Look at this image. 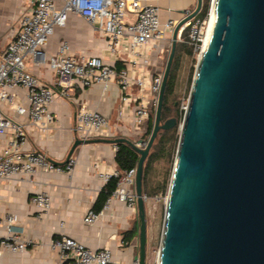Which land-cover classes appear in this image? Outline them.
Returning a JSON list of instances; mask_svg holds the SVG:
<instances>
[{"label":"water","instance_id":"obj_1","mask_svg":"<svg viewBox=\"0 0 264 264\" xmlns=\"http://www.w3.org/2000/svg\"><path fill=\"white\" fill-rule=\"evenodd\" d=\"M197 1L174 30L148 142L96 140L124 142L140 155L139 264L147 258L144 165L159 134L177 123L162 121L164 96L180 28L202 10L203 0ZM212 11L181 126L158 264H264V0H213ZM87 142L77 139L68 159Z\"/></svg>","mask_w":264,"mask_h":264},{"label":"built area","instance_id":"obj_2","mask_svg":"<svg viewBox=\"0 0 264 264\" xmlns=\"http://www.w3.org/2000/svg\"><path fill=\"white\" fill-rule=\"evenodd\" d=\"M212 8L213 1L206 19L196 16L186 21L179 31L178 42L183 41V33L187 32V43L200 56L204 51ZM70 15L81 17L101 32L109 43L113 63L100 56L77 55L67 42H61L55 53L48 54L50 38L58 28L66 27ZM176 25L173 20L162 24L159 7L140 0H33L32 7L21 12L18 29L0 58V136L9 135L7 141L0 144V182L15 176L31 178L38 173L72 174L77 165L75 157L58 164L45 154L26 152L28 126L8 117L1 105L13 109L19 117L29 118L32 127L46 133L55 122L50 108L56 101L68 98L71 91L80 87L101 84L107 88L117 83L121 92L119 121L141 131L152 116L155 119L172 49V42L166 50L161 44ZM156 52L166 56V65L154 72ZM118 59L127 64L120 71L115 64ZM29 63L47 67L54 74L55 83L49 85L41 81L30 70ZM18 90L25 91L27 105L19 103ZM188 106L189 101L180 106L182 120ZM75 131L84 140L113 137L109 119L86 106L77 111ZM114 149L118 150L117 144H114ZM92 168L103 185L115 180L116 188L100 212L89 209L85 213L84 222L96 224L105 212L111 210L113 201L122 203L127 210L137 214V168L123 172L105 166L98 159L92 162ZM150 199L144 195L145 203ZM167 199L168 195L166 203ZM30 202L40 213L51 208V196L43 190L33 194ZM2 226L6 228V235L0 237L1 250L23 253L33 244L13 214L0 216ZM52 248L60 251L62 264H139L136 261H116L111 248L94 250L68 236L55 239Z\"/></svg>","mask_w":264,"mask_h":264},{"label":"crops","instance_id":"obj_3","mask_svg":"<svg viewBox=\"0 0 264 264\" xmlns=\"http://www.w3.org/2000/svg\"><path fill=\"white\" fill-rule=\"evenodd\" d=\"M140 1L159 7L162 24L173 20L176 27L194 13L198 4L197 0ZM32 5L33 0H0V58L18 29L21 12L30 9ZM173 33L174 31L161 44L165 50L170 42L173 43ZM61 42H67L77 55L100 56L106 62H114L107 39L96 27L77 15H70L66 27L55 31L47 46L48 54L55 53ZM165 59L166 56L159 52L154 54V72L162 69ZM117 62H122L123 68L127 67L123 59H118ZM29 67L44 83H55L54 74L47 67H36L31 63ZM17 94L19 103L27 105L25 91L18 90ZM120 102L121 92L117 83H112L107 88L96 84L89 88L74 89L68 98L60 99L51 106L55 122L46 133L32 127L29 118L17 116L13 109L4 105L1 108L8 117L28 126V140L24 146L26 152L42 153L56 163L63 164L75 141L81 139L75 131L76 114L80 107L86 106L105 115L111 124L112 139L126 138L137 142L143 137L148 123L141 131L122 124L118 118ZM8 137L9 135L0 136V144H4ZM96 140L99 139H89V142L75 149L72 157L77 159V165L72 174L38 173L31 178L15 176L0 182V216L13 214L23 227L25 236L33 242L23 253L0 249V264H62L60 251L52 248L53 241L62 236L71 237L94 250L109 247L116 261L135 262V257L139 254L138 236L134 235L130 241L125 236L138 225L136 213L127 210L122 203L113 201L111 210L105 212L96 224L88 225L84 222L85 213L89 209L95 210L97 198L105 186L93 171L92 162L98 159L107 167L117 168L114 144ZM41 190L51 196V208L43 213L30 202L33 194ZM151 200L146 203L147 217L151 222L149 249L155 243L159 225V214L156 213L158 203ZM151 209L155 213L152 217ZM5 235L6 228L2 226L0 237Z\"/></svg>","mask_w":264,"mask_h":264},{"label":"trees","instance_id":"obj_4","mask_svg":"<svg viewBox=\"0 0 264 264\" xmlns=\"http://www.w3.org/2000/svg\"><path fill=\"white\" fill-rule=\"evenodd\" d=\"M212 0H203V7L198 15L201 19H206L209 16L210 8H211ZM195 54L194 49L191 45L187 43V32L183 33V41L177 43L175 57L173 60L171 72L169 75L165 96H164V104L162 110V121L165 122L170 119L171 114L174 110L175 116L178 122V125L182 121L183 115L179 106L175 107L173 104V108L170 106L172 98L176 93L177 87V72L179 70V66L181 64L182 57H193ZM116 69L122 70L123 63L117 62ZM154 116H152L148 122L146 132L144 133L142 139L145 142H148L153 128H154ZM179 129L178 126L170 129L168 131L161 132L158 136V139L154 143L148 158L146 159L144 165V173H143V194L154 198L157 196H164L167 194L169 189V178L171 177L172 171L169 169L165 173V176L161 180L153 181L151 179V172L153 171V165L161 160H168L170 164H172L173 159L175 157V152L178 148L179 142ZM132 141V140H131ZM118 150L116 151L115 163L117 168L120 171H129L131 169L137 168L138 162L140 159V155L134 149H132L128 144L121 142L118 143ZM116 188V181L111 180L108 184H106L101 190L94 209L96 211H100L102 206L106 203L107 199L114 192ZM139 219L137 227L126 233L125 239L130 241L134 235H139Z\"/></svg>","mask_w":264,"mask_h":264},{"label":"rangeland","instance_id":"obj_5","mask_svg":"<svg viewBox=\"0 0 264 264\" xmlns=\"http://www.w3.org/2000/svg\"><path fill=\"white\" fill-rule=\"evenodd\" d=\"M200 58H201L200 54H196L193 57H185L184 56L181 58V64H180L179 70L177 72L176 93H175L174 97L172 98V101H171L172 105H170L172 108H173V104H175V107L179 106V108H180L181 104L184 101L188 102L190 100L191 93H192V87H193V83H194V78H195L196 73H197ZM165 65H166V59L163 62L162 68H165ZM171 118L176 119L174 110L171 114L170 119ZM182 123H183V120L180 122L179 125L177 122L174 126V127L178 126L179 137H180V133H181ZM178 145H179V142H178ZM144 146H145V144H144ZM177 150H178V148H177ZM177 150L175 152V157L173 159L172 164H170V162L166 159V160H161V161H159L153 165V171L151 172V179L153 181L163 179L167 170L170 169L172 171L171 177L169 178V188H170L173 170H174L175 163H176ZM168 192H169V189H168ZM168 192L166 195L163 196V198H161L162 196H157V197L151 198L152 199L151 201L153 203H156V202L158 203L156 213L159 214V216H158L159 225H158V231H157L155 243L152 246V248L149 249V243H150V239H151V233L149 230V225L151 222L147 217V258H146V264H157L158 263V258H159V254H160V250H161V244H162V238H163V231H164V221H165V214H166V197L168 195ZM151 210H152V212H151V217H152L153 214H155V213H154V209H151Z\"/></svg>","mask_w":264,"mask_h":264},{"label":"bare ground","instance_id":"obj_6","mask_svg":"<svg viewBox=\"0 0 264 264\" xmlns=\"http://www.w3.org/2000/svg\"><path fill=\"white\" fill-rule=\"evenodd\" d=\"M214 18H215V13H214V11H212L211 18H210V23H209V31H208L207 38H206V40H205L204 51L206 50V48H207V46H208L209 35H210V33H211V30H212V26H213ZM204 51H203V52H204ZM202 54H203V53H202Z\"/></svg>","mask_w":264,"mask_h":264}]
</instances>
